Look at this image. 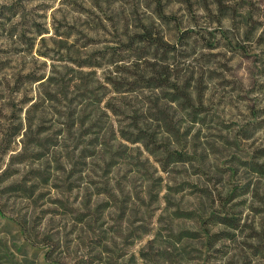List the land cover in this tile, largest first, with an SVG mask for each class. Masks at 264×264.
Masks as SVG:
<instances>
[{"label": "rangeland", "instance_id": "obj_1", "mask_svg": "<svg viewBox=\"0 0 264 264\" xmlns=\"http://www.w3.org/2000/svg\"><path fill=\"white\" fill-rule=\"evenodd\" d=\"M160 10L168 39L197 33L174 75L196 115L174 89L107 82ZM262 152L264 0H0V264H232L264 242ZM212 213L242 229L209 240L234 232Z\"/></svg>", "mask_w": 264, "mask_h": 264}, {"label": "trees", "instance_id": "obj_2", "mask_svg": "<svg viewBox=\"0 0 264 264\" xmlns=\"http://www.w3.org/2000/svg\"><path fill=\"white\" fill-rule=\"evenodd\" d=\"M158 19L161 22L160 24L145 26L143 30L129 35L126 40L121 42L120 51L129 54L131 53L137 60L133 63L134 66L131 70L128 68L124 71V73L128 75L126 79L121 80L120 78H113V80L109 79L107 82L113 87L112 91L118 94L126 92L132 93L138 90L147 89H174L175 92L170 93L172 96L170 97V100L173 102L181 100L183 102L182 104H184L187 109L193 108V112L196 115L199 112H196L198 108L194 105L190 91L182 89L175 81L174 75L176 74L175 58L179 55L178 47L187 45L188 40L193 38L197 33H193L192 30L180 31L177 39L174 38L175 41H173L171 38L168 39L165 29L161 24H171V22L175 21L174 17L167 16L163 10H160L158 12ZM39 35H43V32L39 33ZM195 38L196 41L199 39L198 37ZM218 44L217 41L212 42L210 40H205V43L202 46L213 49L218 47ZM107 54L108 53L104 52L99 56L100 58H105ZM112 54L115 55L120 53ZM122 60H124V58L118 57L114 62ZM77 62L81 67L101 66L100 63L95 61L92 57ZM141 138L139 132L135 141L138 142ZM263 155L264 153L262 152L260 156ZM187 156L188 154L182 151L168 150L166 151L164 160L167 164H170V162H183L187 160ZM211 218H213L212 225L221 224L234 230V232L220 230L211 233L212 229L209 227L205 228L206 235L209 240L212 239L213 242L218 238H226L222 236H231V238H234L235 231L242 229L239 224V218L236 215H229V213H212ZM204 222L206 223V221ZM256 236L258 237V234H256ZM263 237L264 233L261 234V238ZM181 258L184 260V257ZM134 259L135 257H132L129 261L121 264H136L134 263ZM232 264H264V242L253 241L247 243L244 241L243 245L241 243V247L238 249L237 259L233 260Z\"/></svg>", "mask_w": 264, "mask_h": 264}]
</instances>
